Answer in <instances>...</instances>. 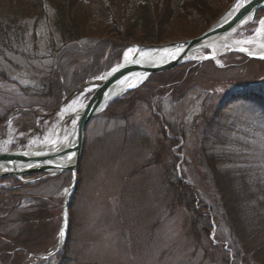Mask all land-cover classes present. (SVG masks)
<instances>
[{
  "label": "rangeland",
  "instance_id": "rangeland-1",
  "mask_svg": "<svg viewBox=\"0 0 264 264\" xmlns=\"http://www.w3.org/2000/svg\"><path fill=\"white\" fill-rule=\"evenodd\" d=\"M194 1L207 5L209 9L198 3L206 15L202 18L194 10L181 21L172 20L164 31L172 38L160 44L202 36L235 0H171V4L177 9ZM15 2L0 0V18L5 20ZM28 2L19 0L23 8ZM80 2L90 9L86 29L94 31L115 20L120 31L111 26L102 41L84 39L71 45L55 30V10L47 4L45 20L26 22L29 29L15 50L0 47V118H6L0 122V152L42 144L66 108L86 104L94 93L91 82L113 69H107L109 62L119 56L121 61L134 45H159L122 37L141 0ZM261 21L264 17L253 19L233 39L253 37L264 29ZM245 47L255 51V45ZM209 54L203 49L199 56L205 60ZM182 65L174 78L153 74H160L153 84L145 81L91 121L78 168L77 195L69 206L63 240L67 248L60 257L51 252L38 264L237 262L235 240L208 160L214 159V166L224 173L250 172L264 179V107L246 96L264 97V59L228 53ZM76 122L69 118L67 127L76 128ZM177 181L192 191L196 212L209 217L208 232L194 226V216L178 203L171 188ZM9 185L0 180L1 189ZM57 232L56 228L59 239ZM1 243L0 251L5 250ZM247 255L243 254L244 264H253Z\"/></svg>",
  "mask_w": 264,
  "mask_h": 264
},
{
  "label": "trees",
  "instance_id": "trees-1",
  "mask_svg": "<svg viewBox=\"0 0 264 264\" xmlns=\"http://www.w3.org/2000/svg\"><path fill=\"white\" fill-rule=\"evenodd\" d=\"M16 1L12 11L5 16V20L0 18V47L10 51L15 50L16 45L20 44L27 33L29 27L26 22L33 20L38 24L45 20L47 4L55 10L53 21L55 30L64 39H70L69 44L71 45L84 39L102 41L108 29H112L111 26L116 27L118 31L121 29V24L119 26L115 20L112 25L108 24L94 31L86 29L90 9L85 7L80 0H27L29 2L25 8L19 0ZM198 3L201 1H194L188 6L184 5L176 9L172 6L171 0H141L128 21L130 22L128 29L126 30L125 27L126 36L122 37L124 41L163 43L165 38H172V36L166 37L164 33L172 20L181 21L194 10L202 18L206 15L198 9ZM201 5L208 8L205 3ZM263 17L264 10H260L255 16V21ZM71 51L78 53V50ZM119 63L120 56L115 59V62L111 64L109 62L107 69L110 70ZM193 65L199 64L194 63ZM183 66L160 74L173 75L171 78H174L176 77L174 74H177ZM160 74L151 76L147 85L153 84ZM130 96L131 94L126 95L127 98ZM246 96L264 107L263 96L256 93H249ZM116 104H113V108ZM3 121H6V118H0V122ZM208 164L213 174L216 190L221 197L228 226L235 240L238 258L235 264L245 263L243 254L250 255H247V259H251L250 262L253 264H264V179L258 180L250 172L229 171L224 173L218 170V166H214V159H209ZM29 179L27 182L15 178L2 180L10 182L11 185L0 188V241L5 249L0 251V264H27L28 262L38 264L37 259L31 254L48 255L51 252H57L56 257H60L65 247L67 248L66 242L58 250V236L54 233L56 228L59 232L58 212L62 209V191L66 186L71 185V174L39 175L31 176ZM47 187L53 189L52 193L43 191ZM171 188L178 203L194 216L196 220L194 226L199 224L206 232L211 230L209 217L196 212V199L191 194L190 188L182 185L180 181L172 183ZM55 235L56 238H54Z\"/></svg>",
  "mask_w": 264,
  "mask_h": 264
},
{
  "label": "water",
  "instance_id": "water-1",
  "mask_svg": "<svg viewBox=\"0 0 264 264\" xmlns=\"http://www.w3.org/2000/svg\"><path fill=\"white\" fill-rule=\"evenodd\" d=\"M262 9H264V0H235L228 9V11L232 10L231 14L222 21L218 20L200 37L186 41L169 42L167 44L151 46L134 45L129 47L123 54L119 66L97 82L99 84L98 88L75 116L77 118L75 128L77 133L76 143L62 150H56V144H49L44 147L45 151H30L27 149L12 153L0 152V167H5L3 172H0V179L13 177L22 180L25 177L36 174L59 175L70 172L75 183L78 168L83 157L87 128L95 117L102 114L115 101L121 98L114 99L113 97L116 89L123 82L142 76L144 78L142 83H144L153 74L170 71L187 63V56L190 53L207 48L211 43L229 35L246 20H253L255 14ZM129 49L136 50L132 58L125 61V56ZM145 49H155L158 51H166L168 49V56L160 63L149 65L140 59ZM228 53H239L254 60L264 59V56L248 54L242 50L232 49L226 52V54ZM214 59L216 58L212 53L206 56V60ZM141 84L126 88L122 97L135 90ZM66 156H70V158L67 159L65 158ZM62 231L59 235L60 244L65 238V230Z\"/></svg>",
  "mask_w": 264,
  "mask_h": 264
},
{
  "label": "bare ground",
  "instance_id": "bare-ground-1",
  "mask_svg": "<svg viewBox=\"0 0 264 264\" xmlns=\"http://www.w3.org/2000/svg\"><path fill=\"white\" fill-rule=\"evenodd\" d=\"M232 10L226 11V13L219 19V21L224 20L228 15H230ZM251 21L248 19L244 23H242L239 27L234 29L229 35L222 37L218 39L216 42L211 43L208 45L207 50H210V52L215 56V58H220L221 56L225 55L226 52L232 49L236 50H242L245 53L252 54V55H264V29L261 28L256 32V34L253 37H249L243 40H235L233 39V35L238 32L241 28L247 26ZM246 44H252L255 45V51L250 52L245 47ZM205 49V48H204ZM134 51L129 53V51L126 53L125 61H128L132 58L134 55V52L136 49H133ZM201 50L199 49L194 51L193 53H190L187 56L188 62H203L204 58L199 56L201 53ZM168 56V49L166 51H158L155 49H145L141 55V60L145 63L151 65V64H157L162 61H164ZM188 64V63H187ZM144 78L142 76L134 77L130 80H127L123 82L117 89L114 94V99L121 97L126 90V88L132 86V85H138L143 82ZM92 96V95H91ZM84 106L78 108L75 106H70L66 108L62 114L61 122L54 128V131L52 132L51 136L47 138L42 144L34 147V148H28V150H44V147L49 144H56L58 147L59 144H63L61 148H58L59 150H62L63 148H67L69 146H72L76 143L77 140V133L76 129H69L67 127V121L69 118H71L73 115H76L77 112H79ZM57 150V148H55ZM27 150V149H26ZM65 158L69 159L70 156H66ZM65 160V159H64ZM5 167H0V172H3V169ZM43 174H36L35 176H39ZM78 177V174H77ZM8 178H3L0 180H4ZM69 188V187H68ZM76 191L74 192L73 198L71 201H75V197L77 194ZM73 203V202H72ZM72 205V204H71ZM66 249V247H65Z\"/></svg>",
  "mask_w": 264,
  "mask_h": 264
},
{
  "label": "snow or ice",
  "instance_id": "snow-or-ice-1",
  "mask_svg": "<svg viewBox=\"0 0 264 264\" xmlns=\"http://www.w3.org/2000/svg\"><path fill=\"white\" fill-rule=\"evenodd\" d=\"M261 24L264 25V21H261ZM134 51L133 49H129V53L131 54V52Z\"/></svg>",
  "mask_w": 264,
  "mask_h": 264
}]
</instances>
